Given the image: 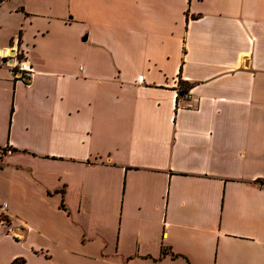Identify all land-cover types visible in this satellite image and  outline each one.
I'll return each instance as SVG.
<instances>
[{
    "label": "crops",
    "instance_id": "1",
    "mask_svg": "<svg viewBox=\"0 0 264 264\" xmlns=\"http://www.w3.org/2000/svg\"><path fill=\"white\" fill-rule=\"evenodd\" d=\"M0 203V264H264V0L0 3Z\"/></svg>",
    "mask_w": 264,
    "mask_h": 264
},
{
    "label": "built area",
    "instance_id": "2",
    "mask_svg": "<svg viewBox=\"0 0 264 264\" xmlns=\"http://www.w3.org/2000/svg\"><path fill=\"white\" fill-rule=\"evenodd\" d=\"M12 76L13 79L20 83L28 84L34 75V69L27 60V52L25 49L14 47V61L12 64ZM184 99L190 100L192 96L189 92L183 96ZM6 210V204L0 203V214Z\"/></svg>",
    "mask_w": 264,
    "mask_h": 264
},
{
    "label": "trees",
    "instance_id": "3",
    "mask_svg": "<svg viewBox=\"0 0 264 264\" xmlns=\"http://www.w3.org/2000/svg\"><path fill=\"white\" fill-rule=\"evenodd\" d=\"M4 0H0V3H2ZM181 85L180 89L178 90V96L180 98H183L185 94H187L189 87L188 86H183V83H179Z\"/></svg>",
    "mask_w": 264,
    "mask_h": 264
},
{
    "label": "rangeland",
    "instance_id": "4",
    "mask_svg": "<svg viewBox=\"0 0 264 264\" xmlns=\"http://www.w3.org/2000/svg\"><path fill=\"white\" fill-rule=\"evenodd\" d=\"M5 1V0H4Z\"/></svg>",
    "mask_w": 264,
    "mask_h": 264
}]
</instances>
